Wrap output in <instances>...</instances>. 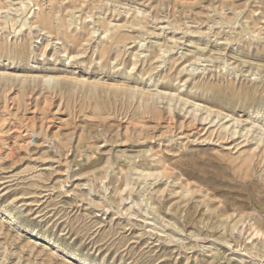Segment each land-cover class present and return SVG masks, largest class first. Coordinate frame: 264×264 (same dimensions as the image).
<instances>
[{
	"label": "rangeland",
	"instance_id": "obj_1",
	"mask_svg": "<svg viewBox=\"0 0 264 264\" xmlns=\"http://www.w3.org/2000/svg\"><path fill=\"white\" fill-rule=\"evenodd\" d=\"M0 264H264V0H0Z\"/></svg>",
	"mask_w": 264,
	"mask_h": 264
}]
</instances>
